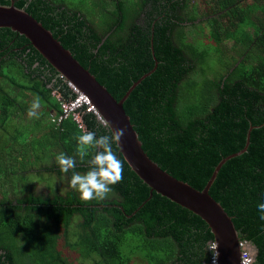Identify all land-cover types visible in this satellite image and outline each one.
<instances>
[{
  "label": "trees",
  "instance_id": "16d2710c",
  "mask_svg": "<svg viewBox=\"0 0 264 264\" xmlns=\"http://www.w3.org/2000/svg\"><path fill=\"white\" fill-rule=\"evenodd\" d=\"M11 3L52 32L117 100L133 86L123 108L142 148L161 169L194 188L205 186L221 159L243 150L252 126L246 149L221 165L208 192L246 242L250 264H264V221L257 209L264 202V0H0ZM202 23L209 48L191 38ZM215 56L225 58H219L223 73ZM56 94L75 97L23 34L0 27V124L18 133L13 119L26 117L38 96L43 112L35 124L30 119L29 132L46 138L48 148L39 157L54 158L36 171L66 179L64 193L56 188L48 195L28 191L0 199V264H73L59 249L60 238L85 258L97 254L92 264L208 260L213 235L207 222L156 191L150 194L117 144L122 180L104 199H80L69 181L73 171L89 169L96 150L81 162L76 137L85 129L97 137L108 129L92 112L82 111L83 128L71 117L57 122ZM10 150L6 157L19 155ZM60 152L76 159L75 169L60 171ZM0 175L5 179L1 170ZM75 215L77 230L71 231Z\"/></svg>",
  "mask_w": 264,
  "mask_h": 264
},
{
  "label": "water",
  "instance_id": "95a60500",
  "mask_svg": "<svg viewBox=\"0 0 264 264\" xmlns=\"http://www.w3.org/2000/svg\"><path fill=\"white\" fill-rule=\"evenodd\" d=\"M0 27H9L23 34L69 84L90 98L104 120L108 121L114 129L125 128V135L117 145L119 153L131 169L150 187V194L156 191L199 215L207 222L213 235L219 264H240L241 247L238 232L231 217L220 202L209 194L208 189L221 165L246 149L252 126L248 129L243 150L221 159L205 186L202 189H196L161 169L142 148L138 133L134 130L123 108V102L133 86L121 99L117 100L88 69L72 56L69 50L54 38L52 32L12 3L0 4Z\"/></svg>",
  "mask_w": 264,
  "mask_h": 264
},
{
  "label": "rangeland",
  "instance_id": "374dc122",
  "mask_svg": "<svg viewBox=\"0 0 264 264\" xmlns=\"http://www.w3.org/2000/svg\"><path fill=\"white\" fill-rule=\"evenodd\" d=\"M200 3L204 5L201 1ZM202 5L200 6L201 8H203ZM202 27L204 28V30ZM191 31H193V34L191 35L193 41L197 38L199 41L198 43L202 48L208 47L207 45L209 44V30L206 27V23H202L201 27H193V30ZM213 58L214 65L218 66L216 67L218 69V72L221 71V73H223L225 67L223 69V64L222 62H219V58H225L220 56H215ZM215 60L217 61V63ZM13 75L22 82L16 71H13ZM18 99L21 100V97H19ZM42 112L43 111H39L38 116L39 114L40 116H42ZM30 119H33L32 124H35L34 122L36 120V117L29 118L28 115L26 117H15L13 119L12 123L18 124V133L13 132L12 126L10 127L8 123H4L3 126L2 124H0V149L3 150V154L0 156L2 159L0 162V170L4 178L6 173L9 171L10 172L8 174L11 175V177L9 176L7 179L5 178L0 180V199H6L8 197L13 198L17 194L21 195L28 191H33L36 194L48 195L54 193L57 190L56 188L60 189L61 193H64L66 190L64 186L66 183L65 175L62 176V178H59L53 172L41 171L40 174L37 173L36 170H38L41 166L49 165L54 157L49 159L39 157V155L43 153L42 149L48 148V144L44 146L47 143L44 136L30 135L29 131L32 127V125H29V122L31 121ZM21 121L24 122L20 123ZM25 122H27L28 125H26ZM12 147L16 148V151H19V155L14 156L15 153L12 152L11 155L6 157V154H8L9 151L11 152L10 149ZM50 154H54L53 149ZM78 219L79 218L77 217V215H75L70 228L71 231L77 230L75 224ZM129 242L134 246L135 237L130 236ZM126 245H128V243ZM58 247L61 250L62 254L66 256L70 261H72L73 264H92L94 259L98 257L97 254H91L86 258L81 256V254L77 250L72 251L67 246H65L63 238H60ZM124 250L127 251L128 249L124 247ZM143 253L144 252H142L141 254L143 255ZM139 254V252L135 253L134 259H138ZM134 263L139 264V262ZM143 263L150 264L148 260L143 261Z\"/></svg>",
  "mask_w": 264,
  "mask_h": 264
},
{
  "label": "clouds",
  "instance_id": "9594fccd",
  "mask_svg": "<svg viewBox=\"0 0 264 264\" xmlns=\"http://www.w3.org/2000/svg\"><path fill=\"white\" fill-rule=\"evenodd\" d=\"M67 85L74 92L75 87L68 82ZM77 91L79 92L78 89ZM57 95L60 96V94ZM40 106L41 100L38 96H36L31 102L27 111L28 117H38L37 110L40 108ZM102 123L103 126L108 129V134L97 137L94 131H87L85 129L80 135L76 137V155L79 157L81 162H83L85 157L89 155L90 149L96 150L95 154L91 156V159L87 161L89 169L84 173L73 171L69 181V186L77 191L80 195V199L85 202L94 199L99 200L106 198L107 195L112 191L111 186L120 182L123 178V162L113 150V145L120 144L121 138L125 135L126 129L123 127L114 129L106 120H104ZM55 160L60 168V171L63 173H68L70 170H73L76 167V159L72 156L66 155L64 152L57 154ZM257 209L260 213V219L264 221V202L259 203L257 205ZM240 241L241 240H239V242ZM212 243L214 242H211L210 246Z\"/></svg>",
  "mask_w": 264,
  "mask_h": 264
},
{
  "label": "built area",
  "instance_id": "2783aa9c",
  "mask_svg": "<svg viewBox=\"0 0 264 264\" xmlns=\"http://www.w3.org/2000/svg\"><path fill=\"white\" fill-rule=\"evenodd\" d=\"M75 97L64 100L59 95L56 94L60 112L56 118L57 122L62 121L63 119H66L68 117H71L72 120H74L79 128H83V123L81 119V113L83 112H92L95 115H97V118L103 122L104 120L100 117L97 110L95 109L94 105L90 102L89 98L78 92L77 89L74 88ZM52 116H55L52 114ZM246 242L240 241L239 245L241 247V256H240V264H250L252 261V256L249 254L248 251L243 249V246ZM210 249L212 250L211 255L209 256V259L202 262V264H214V258H215V264H219L218 258H217V252H216V245L212 243L210 246Z\"/></svg>",
  "mask_w": 264,
  "mask_h": 264
},
{
  "label": "crops",
  "instance_id": "0c3cea01",
  "mask_svg": "<svg viewBox=\"0 0 264 264\" xmlns=\"http://www.w3.org/2000/svg\"><path fill=\"white\" fill-rule=\"evenodd\" d=\"M141 264H146V263H141Z\"/></svg>",
  "mask_w": 264,
  "mask_h": 264
}]
</instances>
